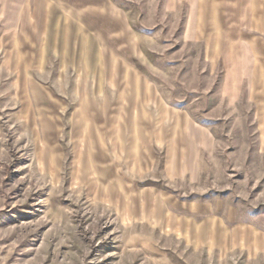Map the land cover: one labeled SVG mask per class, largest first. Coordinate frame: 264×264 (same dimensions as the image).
I'll return each instance as SVG.
<instances>
[{"label": "rangeland", "instance_id": "obj_1", "mask_svg": "<svg viewBox=\"0 0 264 264\" xmlns=\"http://www.w3.org/2000/svg\"><path fill=\"white\" fill-rule=\"evenodd\" d=\"M0 264H264V0H0Z\"/></svg>", "mask_w": 264, "mask_h": 264}]
</instances>
